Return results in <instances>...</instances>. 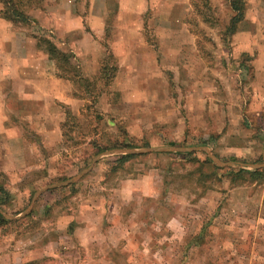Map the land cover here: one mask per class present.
<instances>
[{
  "label": "rangeland",
  "instance_id": "rangeland-1",
  "mask_svg": "<svg viewBox=\"0 0 264 264\" xmlns=\"http://www.w3.org/2000/svg\"><path fill=\"white\" fill-rule=\"evenodd\" d=\"M245 2L231 35L228 0H44L27 23L0 14L1 89L29 44L63 41L53 16L69 4L77 49L53 61L81 100L61 106L57 136L28 111L49 101L4 92L0 264H264V0ZM170 23L195 50L181 33L163 49L156 29ZM237 169L262 177L231 181Z\"/></svg>",
  "mask_w": 264,
  "mask_h": 264
},
{
  "label": "crops",
  "instance_id": "crops-1",
  "mask_svg": "<svg viewBox=\"0 0 264 264\" xmlns=\"http://www.w3.org/2000/svg\"><path fill=\"white\" fill-rule=\"evenodd\" d=\"M52 1V0H50ZM64 11L59 10L54 13L53 16V33L57 38L63 37V41L57 45L61 50L68 52H73L77 49L75 38L72 37L74 33L73 23L75 22V13L69 9V4ZM162 12V10H160ZM165 12V10H163ZM167 12V11H166ZM168 14V13H167ZM104 16V14H103ZM168 15H166L167 17ZM156 33L159 36V40L162 42L163 49H167L168 46L166 43L171 41V38H177L179 42L182 43L178 37L177 33H181L183 37V43L185 44L184 49L195 50L194 43L192 40H188V29L185 25H173L165 24L157 27ZM96 36V35H95ZM97 37V36H96ZM172 42V41H171ZM95 47H98L100 43L94 40ZM125 48L130 53L131 43H124ZM94 45V44H93ZM184 46V45H183ZM92 47V46H90ZM119 48H123L118 46ZM124 48V49H125ZM132 53V51H131ZM169 51L162 52V56L168 55ZM135 55V52H133ZM156 55V54H155ZM159 56V54H157ZM177 55V54H175ZM23 59V68L20 69V72L16 74L10 73L9 75L4 76V80L7 84L1 85L0 89V110L3 111V98L5 91H16L15 94L18 95H33L41 97L44 100L49 101V105L44 107L43 110H28L29 112H41L45 114V119L43 123L44 130L52 129L55 131L57 136H60L59 132V122L62 120V111L61 106L64 104L69 107L72 111L77 109L81 105V100L78 99L75 95L72 94L73 86L69 76H59L56 72V66L53 59H51L48 54L36 48L34 45H28L26 52L20 56ZM138 57V56H137ZM37 62V67L34 66V62ZM26 62V63H25ZM52 114H55V118ZM52 115V116H51ZM0 122H3L1 119ZM47 135L48 132L42 133ZM150 252V250H148ZM144 254V253H143ZM145 255V254H144Z\"/></svg>",
  "mask_w": 264,
  "mask_h": 264
},
{
  "label": "trees",
  "instance_id": "trees-1",
  "mask_svg": "<svg viewBox=\"0 0 264 264\" xmlns=\"http://www.w3.org/2000/svg\"><path fill=\"white\" fill-rule=\"evenodd\" d=\"M44 0H0L2 8L0 10L1 17L6 20L11 21L12 23H27L30 19L29 14L26 12V9H36L40 7V3ZM230 4V8L232 10V15L230 16L228 26L226 28L227 34L231 35L236 31L237 24L243 19L244 10L246 6L245 0H228ZM43 42L46 45V52L51 59L59 61L60 59L66 63L69 62L70 57L72 56L70 52H66L61 50L56 44L49 38H42ZM105 61V60H104ZM107 61L102 62L101 71L104 73L106 72ZM111 67V66H110ZM115 67L112 68V70ZM108 70V69H107ZM118 147V146H116ZM123 147H128L123 145ZM99 152V150H98ZM134 154H120L117 156V160H125L130 157H133ZM235 175H232L231 181L237 177L238 174H246L251 179L259 180L262 177V171L259 169L255 170H244V169H237L235 171ZM9 200V193L3 187L0 186V206L4 205ZM10 221L6 219L0 213V226H4L5 224L9 223Z\"/></svg>",
  "mask_w": 264,
  "mask_h": 264
}]
</instances>
